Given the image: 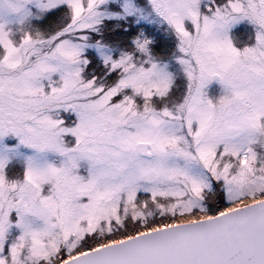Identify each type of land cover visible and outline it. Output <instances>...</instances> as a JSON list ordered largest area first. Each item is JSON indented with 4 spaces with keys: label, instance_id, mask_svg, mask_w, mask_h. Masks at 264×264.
<instances>
[{
    "label": "snow or ice",
    "instance_id": "1",
    "mask_svg": "<svg viewBox=\"0 0 264 264\" xmlns=\"http://www.w3.org/2000/svg\"><path fill=\"white\" fill-rule=\"evenodd\" d=\"M0 264H264V0H0Z\"/></svg>",
    "mask_w": 264,
    "mask_h": 264
}]
</instances>
